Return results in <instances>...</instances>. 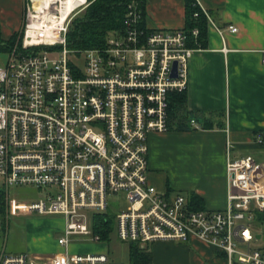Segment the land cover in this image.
Returning a JSON list of instances; mask_svg holds the SVG:
<instances>
[{
    "label": "built area",
    "instance_id": "1",
    "mask_svg": "<svg viewBox=\"0 0 264 264\" xmlns=\"http://www.w3.org/2000/svg\"><path fill=\"white\" fill-rule=\"evenodd\" d=\"M66 1L48 5L56 19L50 33L37 27L34 0L26 2L16 43L0 53L6 55L0 61V188L11 206L8 217H63L57 243L65 251L43 256L3 249L0 264H132L105 253L69 252L74 239L113 237L146 250L148 243L198 239L226 264H264V226L256 222L264 214V162L252 154L233 159L228 143L221 210L194 209L185 195L170 197L149 182V135L170 131L169 97L187 90L195 52L189 41L199 29L151 30L132 1L124 28L110 32L104 48L76 52L67 46L69 25L90 1L72 0L63 17ZM257 141L263 143L260 136ZM25 187L41 196L30 202L11 196L12 188ZM119 193L128 207L112 214L109 199ZM110 221L104 240L96 228Z\"/></svg>",
    "mask_w": 264,
    "mask_h": 264
},
{
    "label": "crops",
    "instance_id": "2",
    "mask_svg": "<svg viewBox=\"0 0 264 264\" xmlns=\"http://www.w3.org/2000/svg\"><path fill=\"white\" fill-rule=\"evenodd\" d=\"M198 1L211 20L205 46H196L192 37L189 41L195 49L186 106L192 129L149 135V182L170 197L197 195L202 210H221L227 206L228 143L233 145V159L252 154L264 162V0ZM25 4L26 0H0V29L11 37L21 28ZM185 25L186 0H147V28L174 31ZM229 25L237 26L238 32L226 30ZM259 136L263 143L257 141ZM190 241L206 251L209 262L218 261L212 246ZM188 260L172 256L162 264Z\"/></svg>",
    "mask_w": 264,
    "mask_h": 264
},
{
    "label": "rangeland",
    "instance_id": "3",
    "mask_svg": "<svg viewBox=\"0 0 264 264\" xmlns=\"http://www.w3.org/2000/svg\"><path fill=\"white\" fill-rule=\"evenodd\" d=\"M28 1L26 0V2ZM20 26L22 28L23 20ZM0 30L3 39L9 40L11 38L4 27H1ZM17 39L18 35L16 41ZM5 59L6 55L0 56V61ZM11 196L19 202H30L39 198L41 193L32 187L12 188ZM109 204L112 214H116L128 207L125 195L120 193L112 195L109 199ZM6 207V214L4 217L0 216V253L5 248L8 254L28 253L43 256L65 251L57 243L58 237L62 235L65 228L63 217L59 215H40L34 212L28 214L20 213V215H12L10 213L9 218L8 212L11 211V206L6 204ZM153 244L148 243L147 248L148 253L152 256L153 264H162L163 261L170 259L172 256L188 257L187 264H226V258L219 255L216 250L215 256H221V259H218V261L213 259L209 262L205 255L206 251L200 250L191 241ZM129 246V243H123L116 237L101 243H93L77 238L70 243L69 252L73 254L105 253L116 263H128ZM255 246H257V243Z\"/></svg>",
    "mask_w": 264,
    "mask_h": 264
},
{
    "label": "trees",
    "instance_id": "4",
    "mask_svg": "<svg viewBox=\"0 0 264 264\" xmlns=\"http://www.w3.org/2000/svg\"><path fill=\"white\" fill-rule=\"evenodd\" d=\"M90 5L79 12L69 25L67 33V46L72 51H83L91 49H102L106 46V40L110 32L122 30L125 26V19L128 5L136 1L143 13V22L146 14L147 0H89ZM195 14H198L196 17ZM208 18L197 5L196 0H186V25L184 30L191 33L193 29H199V35L194 39L197 46H205L207 35ZM17 34L9 40L4 41L0 30V53L8 51L16 42ZM169 124L170 131H188L192 128L188 126L190 122L189 113L186 111L187 90L184 92L172 93L169 97ZM187 199L194 209H200V198L197 195L189 194ZM7 207L5 192L0 188V216L4 217ZM258 225L264 226V214H258L256 218ZM109 224H102L96 228V232L102 234L103 239H107L108 231L112 228ZM129 262L132 264L152 263V256L146 249L137 245L129 246Z\"/></svg>",
    "mask_w": 264,
    "mask_h": 264
},
{
    "label": "bare ground",
    "instance_id": "5",
    "mask_svg": "<svg viewBox=\"0 0 264 264\" xmlns=\"http://www.w3.org/2000/svg\"><path fill=\"white\" fill-rule=\"evenodd\" d=\"M51 0H34V8L39 11V20L36 23L37 27H41L43 25L48 33H50V29L56 24V19L53 17L52 12H48V5H50ZM72 0H67L65 3V8L63 10L62 16L64 17L69 10L72 9Z\"/></svg>",
    "mask_w": 264,
    "mask_h": 264
}]
</instances>
